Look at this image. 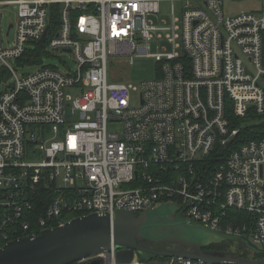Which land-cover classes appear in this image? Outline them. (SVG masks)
<instances>
[{
	"label": "built area",
	"instance_id": "2783aa9c",
	"mask_svg": "<svg viewBox=\"0 0 264 264\" xmlns=\"http://www.w3.org/2000/svg\"><path fill=\"white\" fill-rule=\"evenodd\" d=\"M235 1L246 0H0V244L93 213L140 214L169 203L189 222L248 231L264 248V141L221 155L239 133L229 110L237 118L264 113V0L226 13ZM160 2L171 3V20L157 26L150 18L159 19ZM9 7L15 22L4 35ZM162 32L170 51L153 53V34L163 40ZM34 44L69 54L75 70L41 63L19 76L11 63L28 65ZM117 58L154 59L156 79L139 87L109 79L108 61ZM232 211L247 220L224 223ZM93 258L118 264L112 246Z\"/></svg>",
	"mask_w": 264,
	"mask_h": 264
},
{
	"label": "water",
	"instance_id": "95a60500",
	"mask_svg": "<svg viewBox=\"0 0 264 264\" xmlns=\"http://www.w3.org/2000/svg\"><path fill=\"white\" fill-rule=\"evenodd\" d=\"M46 35L47 31L39 43ZM178 209L177 205L170 204V211L156 218L152 217L153 207L140 214L116 210L111 215L93 213L77 217L61 227L43 230L37 236L6 243L0 248V264H103L101 259L93 257L109 251L111 246L116 251L118 264H131L138 257L140 262H148L149 256L169 260L185 258L205 264H264V248L239 235L229 234L263 258L254 260L235 253L203 250L198 241L176 231L177 226L189 227L183 216L176 215Z\"/></svg>",
	"mask_w": 264,
	"mask_h": 264
},
{
	"label": "rangeland",
	"instance_id": "374dc122",
	"mask_svg": "<svg viewBox=\"0 0 264 264\" xmlns=\"http://www.w3.org/2000/svg\"><path fill=\"white\" fill-rule=\"evenodd\" d=\"M258 3L254 1H235L228 5H224V9L226 13H241L246 12L251 8H257ZM170 2H160L159 3V19L156 16H152L150 19L159 26L158 21L165 20L170 23ZM175 16L178 19H181L182 16V4L180 2L174 3ZM15 14L16 10L14 7L6 8L2 13V23L4 35L6 34L7 28L11 23L15 22ZM163 40L157 39V35L153 34L154 39L151 41V51L153 53L161 52L165 53L170 51V45L166 43L165 33H161ZM6 41L12 42L14 40V30H10V34L8 38H5ZM39 57L41 59L42 64L40 66H47L56 68L60 72H68L69 70H75V62L67 53H63L61 50H53L50 48H46L42 53H39ZM245 64L249 67V64L246 60ZM131 62V64H130ZM39 65L36 64H28L25 66H19V64L12 62L11 67L16 70V73L19 76H25L33 73L38 69ZM39 66V67H40ZM159 66L156 61L152 58H117L108 61V71H109V79H116V81H124L127 85H131L133 87H139L140 83L145 81H151L156 79L157 72ZM1 71V68H0ZM264 88V82L261 83ZM6 85L0 86V93L5 91ZM66 94H71L75 96L74 91L67 89L65 91ZM131 105L132 107H137L139 105V96L137 93L131 94ZM252 121L247 120L242 123V128L250 126ZM120 126L117 124H109V130H117ZM170 211V204H159L153 208L152 217L156 218L158 214L167 213ZM181 221V218H178ZM187 221V219H185ZM188 222V221H187ZM189 227L186 226H177L176 231L180 232L183 235L190 236L193 234V238L198 241L202 246H209L214 243H219L218 247L214 250H226L225 252L234 253L236 251V247L239 242L234 241V238L229 234L222 231V233L214 230L205 229L197 223L191 221L188 222ZM169 260H164L157 258L152 262L145 263L140 262L139 260H135L134 264H168Z\"/></svg>",
	"mask_w": 264,
	"mask_h": 264
},
{
	"label": "trees",
	"instance_id": "16d2710c",
	"mask_svg": "<svg viewBox=\"0 0 264 264\" xmlns=\"http://www.w3.org/2000/svg\"><path fill=\"white\" fill-rule=\"evenodd\" d=\"M56 23V22H55ZM51 24L50 28H49V33L48 36H52L53 32L56 29V25ZM43 50H45V45H38V44H34L33 48L28 50V52L25 54L26 57L24 58L23 61L28 62V64H36V65H40L41 59L39 57V53H42ZM227 117L229 118L230 122H231V127L232 128H236L239 130V133L237 135V137L234 139V141L228 146V149L224 148L221 152L222 156H226L227 153H229L231 150L235 149L236 147H238L239 145L251 140V139H257L260 141H264V113L262 114H255L253 111H249L247 113V115L244 118H237L234 116L233 112H231V110H229L227 112ZM247 120L252 121V124L250 126H247L245 128H242V123L246 122ZM224 162V159L220 160V164H222ZM49 199V196H47ZM42 198V196H41ZM45 199V203H47V198ZM44 203V204H45ZM43 207V203H41ZM247 215H245V213L243 212H228L227 214V218L224 221V223H227L228 221H233L235 225H242L245 220H247L246 218ZM40 231L38 230L36 234H39ZM248 235V231H246L245 237L247 238ZM218 245L220 244H211L209 246H207V249H216V247H218ZM4 244H0V248L3 247ZM254 254V253H253ZM256 258H263L262 255H256Z\"/></svg>",
	"mask_w": 264,
	"mask_h": 264
},
{
	"label": "flooded vegetation",
	"instance_id": "af4514ba",
	"mask_svg": "<svg viewBox=\"0 0 264 264\" xmlns=\"http://www.w3.org/2000/svg\"><path fill=\"white\" fill-rule=\"evenodd\" d=\"M177 207L179 208L176 212V215L177 216H183L185 219H187L184 215V211L180 208V206L177 205ZM188 221V220H187ZM189 222V221H188ZM190 238L194 239L192 235H190ZM156 249H161L162 247H154ZM236 251L234 252L236 255L240 256V257H244V258H247V259H254V260H257V259H260V258H256V256L253 254V252H251L249 249L245 248L242 246L241 243L238 244V246L236 247ZM203 250H206V251H219V252H225L226 250H214V249H207L205 246H203L202 248ZM149 261L148 262H145V263H149V262H152L153 260H156L157 258H162V257H152V256H149ZM164 260H169V259H165V258H162ZM137 260H139V257L137 258Z\"/></svg>",
	"mask_w": 264,
	"mask_h": 264
},
{
	"label": "crops",
	"instance_id": "0c3cea01",
	"mask_svg": "<svg viewBox=\"0 0 264 264\" xmlns=\"http://www.w3.org/2000/svg\"><path fill=\"white\" fill-rule=\"evenodd\" d=\"M263 173H264V169H263Z\"/></svg>",
	"mask_w": 264,
	"mask_h": 264
}]
</instances>
